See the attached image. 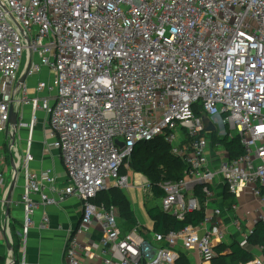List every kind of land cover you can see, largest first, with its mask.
I'll use <instances>...</instances> for the list:
<instances>
[{
  "label": "built area",
  "instance_id": "1",
  "mask_svg": "<svg viewBox=\"0 0 264 264\" xmlns=\"http://www.w3.org/2000/svg\"><path fill=\"white\" fill-rule=\"evenodd\" d=\"M30 59L28 78L45 70L49 78L38 81L34 96L19 85ZM12 106L18 130L30 135L39 113L46 116L48 147L61 152L67 177L59 188L51 170H30V139L22 256L40 205L35 196L44 205L70 197L83 204L66 264L97 257L79 238L86 228L100 230L105 264H176L185 252L209 262L226 242L227 227L247 241L264 221L260 216L242 231L236 217L243 199L264 204V0H0V143L10 151ZM24 107L31 108L28 125ZM235 137L243 151L232 158L223 141ZM158 138L185 166L183 179L159 184L161 209L181 222L196 211L205 218L179 231L152 232L149 240L140 235L148 229L124 232L118 209L94 200L113 187L128 191L130 178L121 171L130 169L138 144ZM144 187L152 189L149 182ZM220 189L234 198L228 223ZM9 224L2 221V229ZM243 264H264V256Z\"/></svg>",
  "mask_w": 264,
  "mask_h": 264
},
{
  "label": "crops",
  "instance_id": "2",
  "mask_svg": "<svg viewBox=\"0 0 264 264\" xmlns=\"http://www.w3.org/2000/svg\"><path fill=\"white\" fill-rule=\"evenodd\" d=\"M22 72H24V70ZM47 77L48 72L45 70L39 77L27 78L26 84L28 86V92L30 96L35 95L34 89L38 81L46 80ZM21 112L23 114V123L25 125H28L30 123L31 118V108L24 107ZM26 130L28 131L27 136L26 138L24 137L22 139L24 140V152L27 150L29 140L31 139V153L34 156V162L31 164L30 170L33 173L40 172L42 170H51L53 172V176L56 179L57 187L63 188L67 186V177L61 157V152L56 149H49L48 147L51 144V139L49 137L50 129L47 125L46 116L43 113H39V122L35 126L32 135H30L28 129ZM22 135H25V133H22ZM1 163L2 160L0 159V166ZM0 170L4 171L1 167ZM124 173L128 175L130 179H132V183L130 182L131 187L129 188V190L123 191L130 204L132 223L136 227L140 226L142 229H148V231H140V235L150 240L152 238L151 233L156 232L157 222L150 216L149 211L155 207L160 206V200L156 199V196L152 189L147 190L144 187L146 182H149L146 176L134 173L130 169H125ZM4 174L5 190L4 192L0 193L1 198L11 186L7 185L6 173L4 172ZM24 185V180L22 188H17L16 185L9 216H7L6 214V208L5 214L3 213V215L1 214L2 217L0 216L1 221H4V223L6 218L9 219V223L15 226L18 235H20L23 231L25 221V211L24 205L22 203ZM228 195L229 194L227 193V191H225V189H220L218 202L222 207H224L225 210L229 211V213L226 212L224 214L227 223L230 222L233 218H235L234 214L230 212L229 207L232 202L231 198H229ZM34 199L40 205L37 211L35 212L34 216L32 217V226L28 232L24 256H22L23 247L22 241H20L19 254L17 258H15L16 264H66L65 255L68 239L80 226L83 214V204L79 199L75 197H70L65 202L55 205L42 204L39 196H35ZM263 208L264 204H261L257 199L252 198L249 204L246 202V199L240 201V209L236 213V217H238L242 221V231L251 227L252 221L258 219L260 216H264ZM118 223L120 225V228L124 232H132L129 230L132 224L123 225V222L120 221L119 210ZM165 228L169 229V224H166ZM228 231L229 236H227L226 242L216 247L215 251L217 256V250L220 247L223 250L222 252L225 254L229 253L230 247L233 244H238L240 247L252 254L254 259L263 258L264 249L261 244H254L249 242L248 240H243L242 235L232 227H230V229H228L227 227V232ZM10 234L12 237L11 230ZM6 237H8V232L5 234L4 230L1 227L0 258L6 259L5 264H7V260L9 258V250L7 246ZM100 237V230L94 228H86L84 233L80 235L79 238L82 241H89L94 253L97 255L94 260H91L89 258H83L81 264H105V258L102 256V248L99 242ZM11 239L13 242V237ZM10 262L11 264H13L11 260ZM212 262L213 260L209 262L203 261L195 252H185L181 254V258L176 264H212Z\"/></svg>",
  "mask_w": 264,
  "mask_h": 264
},
{
  "label": "trees",
  "instance_id": "3",
  "mask_svg": "<svg viewBox=\"0 0 264 264\" xmlns=\"http://www.w3.org/2000/svg\"><path fill=\"white\" fill-rule=\"evenodd\" d=\"M223 142L232 158L242 154L243 148L239 138L235 137L234 140H225ZM129 168L134 173L146 176L156 199L160 201L164 193L159 188V184L165 181H179L183 179L185 171V166L171 155L170 148L163 138H158L150 143L138 144L133 152ZM124 172L125 170H122L121 174L125 175ZM228 197L231 198V202H234L232 196L228 195ZM94 203L98 205L104 204L107 207L115 206L119 210L120 221L123 222V225L132 224L129 229L130 231L136 228L132 223L130 204L123 190L111 188L103 191L97 196ZM149 214L157 222L156 232L161 234H165L171 230L179 231L188 225L197 226L205 218L204 212L196 211L189 214L184 222H181L164 213L160 206L150 210ZM166 224H169V229L165 228ZM9 226L13 237L14 257L17 258L21 237L18 235L13 224L11 225L10 223ZM248 241L254 244H261L264 249V221H259L255 225L254 233L249 237ZM217 251L218 256L213 259L212 264H243L254 259L252 254L238 244H233L230 247L229 253L224 254L221 247ZM5 261L6 259L0 258V264H5Z\"/></svg>",
  "mask_w": 264,
  "mask_h": 264
},
{
  "label": "rangeland",
  "instance_id": "4",
  "mask_svg": "<svg viewBox=\"0 0 264 264\" xmlns=\"http://www.w3.org/2000/svg\"><path fill=\"white\" fill-rule=\"evenodd\" d=\"M26 65H27V62L25 64L24 63L22 64V71H23V68L26 67ZM22 74H23V72H22ZM26 129H27L26 127H21V129L18 132V140L16 141V145L12 148L11 151H10L8 142L0 143V159L2 160L0 167L6 173V181H7L8 186H10L12 184L14 177H15V174H16L15 171L17 170V188L23 187L22 185H23L24 173H25V163H24V146H23L24 140H22V139L24 137L26 138V136H27L28 131ZM22 133H25V135H22ZM233 134L235 136H237V132H233ZM14 149H16L18 151V153L21 154V157H22L21 158V164H20L19 168H17L16 162H15L16 158H15V153L13 151ZM11 158H14V163H15L16 168L13 167ZM129 166H130V162H129ZM130 182L132 183V179H130ZM211 208L214 209L215 205H212ZM4 214H5V212H4ZM0 226H2L1 218H0ZM10 259L13 261V258L9 257L7 260L8 263L10 262Z\"/></svg>",
  "mask_w": 264,
  "mask_h": 264
},
{
  "label": "water",
  "instance_id": "5",
  "mask_svg": "<svg viewBox=\"0 0 264 264\" xmlns=\"http://www.w3.org/2000/svg\"><path fill=\"white\" fill-rule=\"evenodd\" d=\"M30 64H31V59L29 60L23 74L21 75L20 77V80H19V85L22 86L26 83V80L28 78V72H29V69H30ZM10 125L13 129V132L14 134L12 135L11 137V142L12 144H15L16 143V133L18 131V115L15 111V108L14 106L11 107L10 109ZM209 131H213V126L212 124H210L209 128H208ZM123 145V144H121ZM11 161H12V165L14 168H16L15 166V163H14V158H11ZM15 177H14V180L8 190V193H7V198H6V204H5V207H6V214L7 216H9V213H10V207H11V204L13 202V195H14V191H15V188H16V185H17V170L15 171ZM6 221L8 222L9 219L6 218ZM8 232L9 234V237H6V241H7V246H8V250H9V257L13 258V264H16V260H15V257H14V250H13V242H12V237H11V234H10V229L9 230H4V233L6 234ZM8 264V262H7Z\"/></svg>",
  "mask_w": 264,
  "mask_h": 264
},
{
  "label": "bare ground",
  "instance_id": "6",
  "mask_svg": "<svg viewBox=\"0 0 264 264\" xmlns=\"http://www.w3.org/2000/svg\"><path fill=\"white\" fill-rule=\"evenodd\" d=\"M14 134V132H13V130H12V132H11V135H13ZM14 151V153H15V158H16V165H17V168H19L20 167V164H21V154H19L18 153V151L16 150V149H14L13 150ZM8 237H9V234H8ZM11 260V259H10ZM12 261V260H11ZM13 262V261H12ZM9 264H11V262H9Z\"/></svg>",
  "mask_w": 264,
  "mask_h": 264
}]
</instances>
